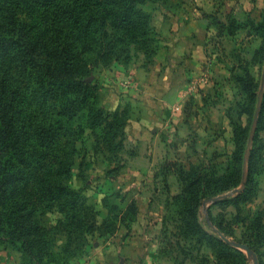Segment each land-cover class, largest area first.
Returning a JSON list of instances; mask_svg holds the SVG:
<instances>
[{"label":"rangeland","instance_id":"rangeland-1","mask_svg":"<svg viewBox=\"0 0 264 264\" xmlns=\"http://www.w3.org/2000/svg\"><path fill=\"white\" fill-rule=\"evenodd\" d=\"M143 7L156 30L147 49L131 44L130 58L91 66L89 102L106 121L91 125L84 106L64 123L68 182L86 196L93 230L80 245L50 230L48 252L30 264H264V0ZM38 21L26 30L53 34L56 21ZM53 92L37 120L56 123ZM37 217L49 229L62 215L53 206ZM27 263L0 243V264Z\"/></svg>","mask_w":264,"mask_h":264},{"label":"trees","instance_id":"trees-1","mask_svg":"<svg viewBox=\"0 0 264 264\" xmlns=\"http://www.w3.org/2000/svg\"><path fill=\"white\" fill-rule=\"evenodd\" d=\"M148 1L59 0L47 12L40 0H0V243L18 247L27 264L48 252L50 230L79 245L93 230L86 196L68 182L75 147L63 141L64 123L70 125L71 110L84 106L90 107L91 125L106 121L89 102L95 95L91 66L100 59L130 58L131 44L147 49L156 34L143 7ZM30 9L39 21L26 14ZM33 21L41 27L56 21V29L38 39L37 32L26 30ZM55 88L56 123L50 115L37 120ZM107 115L117 118L119 112ZM53 206L62 215L56 230L37 217Z\"/></svg>","mask_w":264,"mask_h":264},{"label":"water","instance_id":"water-1","mask_svg":"<svg viewBox=\"0 0 264 264\" xmlns=\"http://www.w3.org/2000/svg\"><path fill=\"white\" fill-rule=\"evenodd\" d=\"M259 108H260V102H258V105L256 107V111H255V116H254V119H253V125L256 123L257 121V117H258V113H259ZM216 199V197H213L211 198V200H214ZM224 238V240H226L227 242L229 243H232L238 247H241V248H244L245 250H247L248 252H251V249L250 247L247 245V244H244V243H239V242H235L233 240H230L229 238H227L226 236H222Z\"/></svg>","mask_w":264,"mask_h":264},{"label":"crops","instance_id":"crops-1","mask_svg":"<svg viewBox=\"0 0 264 264\" xmlns=\"http://www.w3.org/2000/svg\"><path fill=\"white\" fill-rule=\"evenodd\" d=\"M199 1V0H198ZM202 1V3L204 4V5H208V3H209V0H201ZM168 21H170V18H165L164 17V25L166 26H169V24H168Z\"/></svg>","mask_w":264,"mask_h":264}]
</instances>
